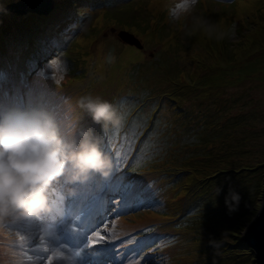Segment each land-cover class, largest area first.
Here are the masks:
<instances>
[{"label": "rangeland", "instance_id": "374dc122", "mask_svg": "<svg viewBox=\"0 0 264 264\" xmlns=\"http://www.w3.org/2000/svg\"><path fill=\"white\" fill-rule=\"evenodd\" d=\"M17 1L0 0V39L18 62L30 40L37 42L22 67L0 50V107L2 82L9 99L12 74L18 73L24 90L17 102L25 99L47 108L53 97L59 119L67 116L72 127L91 128L104 149L111 144V129L103 133L76 105L81 96H99L114 103L123 117L113 132L128 142L129 156L146 137L140 161L148 162L156 153L164 156L148 168L161 194L160 209L120 212L119 203L112 204L118 211L111 220L117 233L105 239L120 242V248L94 260L123 264L134 250L131 237L152 231L148 237L156 242L139 257L150 253L132 264H256L244 233L264 202V70L236 79L228 64L238 68L264 60V2L250 13L240 11V4L250 0H197L190 12L183 10V0H54L48 15L3 12ZM38 4L31 2L25 10ZM194 18L217 25L224 37L195 38ZM113 29L134 34L145 49L122 43ZM131 51L139 56L125 59ZM51 53L58 58L53 64L57 76L64 77L59 87L51 79L50 63L37 71L38 82H28L38 57ZM139 111L150 116L149 123L132 119ZM168 135L172 140L167 141ZM119 149L126 148L120 144ZM109 155L114 161L116 148ZM118 158L123 161L121 153ZM77 187L79 208L92 211L102 197L87 198L85 188ZM230 190L240 196L231 213L225 202ZM54 200L56 207L58 198ZM60 208L59 222L64 228L74 226L66 214L76 206ZM7 223L0 228V255L9 259L4 244L14 233L5 228ZM64 228L55 231L56 240L66 239ZM13 237L17 244L18 231ZM127 240L131 249L123 245Z\"/></svg>", "mask_w": 264, "mask_h": 264}, {"label": "clouds", "instance_id": "9594fccd", "mask_svg": "<svg viewBox=\"0 0 264 264\" xmlns=\"http://www.w3.org/2000/svg\"><path fill=\"white\" fill-rule=\"evenodd\" d=\"M196 2L197 0H183V10L190 12ZM197 30L209 38L215 36L216 39H222L224 37V32L220 31L217 25L202 18L193 20V31ZM37 61L38 65L28 72L26 80L38 82L37 71L50 63L51 79L55 86L59 87L64 77L63 75L57 76L56 69L53 67V64L58 62V58L55 59L51 53L39 56ZM67 70L65 63V74ZM5 82L4 80L1 84L4 89L1 104L4 105L0 107V228L9 221H16L10 229L14 233L11 236L13 237L17 231L20 235L17 244L9 248L10 258L7 259V264H15L14 262L17 260L22 264H73L78 260L91 261V264L100 262L101 260L94 259L113 249L120 248V242L105 239L106 237L113 239L117 233V227L111 220L118 211L112 204H116L114 201L117 200L119 205L125 203V208L120 212L134 211L144 206H150L151 204L146 203L150 199L138 202L133 207L127 203V199L131 195L130 191L142 196L147 193V189L143 184L135 182L134 178L112 174L115 169L113 160L102 149L101 139L94 135L91 128L85 129L79 124L72 127L71 124H68L71 129L65 128L66 125L65 129H62L58 122L60 114L54 110V99L51 96L48 98L51 106L47 108L28 101L21 103L25 99L17 102L16 96L24 88L20 85V78L12 77L10 98L7 99ZM39 83L43 85L42 83L45 84V81H39ZM1 95L2 89L0 88ZM10 103L13 104L9 105ZM5 104L6 108L3 107ZM76 105L91 118L94 124L101 126L103 133L111 129L109 135L111 144L108 148H119V145L122 144L127 150L128 142L113 132V130H119L123 122V117L114 103L88 94L81 96L76 101ZM23 106L35 107L21 109L20 107ZM131 117L133 116L131 115ZM66 118L67 116H64L62 120ZM142 140H139V146ZM135 178L137 179V176ZM102 179L107 180L102 183ZM112 179L117 180L119 185L124 188L121 194L110 191L112 186L109 181ZM77 185L85 188L89 194L86 195L87 198L102 197V200L95 202L92 211L84 210V207L79 208L74 198L79 190ZM54 196L58 198L56 207H54ZM139 199L140 196L135 200ZM239 200V194L230 190L225 201L230 213L236 210L233 204H238ZM143 202V206L137 207ZM70 203L76 208L68 211L66 217L75 224L72 227L64 228L59 222L61 218L59 214H64L60 207L70 205ZM111 209L117 212L113 211L114 213L109 214ZM142 210L144 209L140 211ZM103 211H106L104 219L93 220L96 213ZM59 228H64L66 233V239L61 241L55 239V231ZM151 232L131 237L134 242L133 251L136 250V245L141 237L156 240V238L148 237ZM129 242V240L125 241L124 247ZM73 245L85 248V252L76 253L71 260L66 257L61 259L59 256H54V251L58 248H62L60 251L68 254ZM19 251L21 252L20 256H17ZM132 252L123 264H132ZM127 260L129 261L126 262Z\"/></svg>", "mask_w": 264, "mask_h": 264}, {"label": "trees", "instance_id": "16d2710c", "mask_svg": "<svg viewBox=\"0 0 264 264\" xmlns=\"http://www.w3.org/2000/svg\"><path fill=\"white\" fill-rule=\"evenodd\" d=\"M19 1H17V2H19ZM17 2H15V3H17ZM7 6L8 5H6L5 7H7ZM30 41H32V42H29L27 44V46H25V49L27 51L31 50L30 49L31 45H32V49L35 47L36 42H37V38H34V39L30 40ZM131 112H129V114H131ZM145 114L146 113L143 114L142 111L136 112V113L132 114V116H133L132 119L134 120L135 117H138V120L146 121L147 123H149L150 116L147 117ZM131 125H132V122H131V119H130V121L128 123V126L131 127ZM65 128L71 129V126L70 125H66ZM142 137H144V136H142ZM170 139L172 140V138L168 135L167 141L170 140ZM147 141H149L148 137H146V139H143L141 141V144H140L139 148L142 147V145H146ZM139 148L138 149L136 148V150L133 151L130 156H129L128 150L116 148L118 153H117L116 159L113 161V163L115 165V169L113 170L112 174L116 175V176H121V177L122 176H128L129 178H134L135 182H137L138 184H143L145 186V188L147 189V193L142 195V196L139 195V194L131 193V191H130L129 194H131V195L127 199L128 200L127 203H128L129 206L131 204V206L133 207V206H136L138 202H142V201H145L146 199H150V200L146 201V203L151 204L149 209H151V210L160 209L159 208V203H160V200H161V194L158 195V189L152 184V182L154 180H152V177L149 176V169L148 168H154L152 166H153V164H155V160H157V159L158 160H162L164 158V156L160 157V156H158V153H156V154H154L152 156V159L150 161H148V162H146L145 160L140 161L141 154L139 152ZM119 153H121V159L123 160L122 162L118 158ZM134 174L137 175V179L135 177H133ZM106 180L107 179H102V183L104 181H106ZM109 182H110V184L112 186L110 191L113 192V193L121 194L122 190L124 189L122 187V185H119L118 181L114 180V179H112ZM139 196H140V199L139 200H135ZM143 205H144V202L141 203L137 207H141ZM145 211L146 210L144 209L141 212L143 213ZM155 242H156V240H148L145 237H141L140 241L136 245V250L132 252L133 260L140 256L141 251L143 250V248H145L146 246H150V245L154 244ZM233 246H234V244H233ZM148 253H150L149 250L147 252H144L141 255V257H139V258L140 259H145L146 256L148 255Z\"/></svg>", "mask_w": 264, "mask_h": 264}, {"label": "water", "instance_id": "95a60500", "mask_svg": "<svg viewBox=\"0 0 264 264\" xmlns=\"http://www.w3.org/2000/svg\"><path fill=\"white\" fill-rule=\"evenodd\" d=\"M40 1L39 7L37 9L25 10L27 5H30L31 2ZM54 9V0H20L17 3L8 5L5 7L3 12H11L17 14H24L28 11L39 12L40 15H48ZM113 33H116L118 38L130 45H135L139 49H143L144 45L141 40L138 39L134 34L128 31H116L112 30ZM245 241L252 248L255 255L256 264H264V202L261 210L258 215L250 224L247 226L244 233Z\"/></svg>", "mask_w": 264, "mask_h": 264}, {"label": "bare ground", "instance_id": "6f19581e", "mask_svg": "<svg viewBox=\"0 0 264 264\" xmlns=\"http://www.w3.org/2000/svg\"><path fill=\"white\" fill-rule=\"evenodd\" d=\"M264 2V0H250V1H245L242 2L240 4V11L243 13H250L252 12L258 5L262 4ZM204 34H202V32L197 31L195 34V38H199L200 36H203ZM30 49H32V45L30 46ZM0 50L1 51H5L6 50V55L8 57L9 60H13L15 63L18 64L19 67L23 66V63L26 61L27 55L29 51H24L21 55V61L18 62L14 59H12L11 57L13 56V54H11L8 50V47L6 45H4V41L3 39H0ZM24 56V57H23ZM139 56V53H135L134 51H131L127 56H125L124 58L129 60L131 58H137ZM229 69L231 71V75L233 77L237 78H241V77H246L247 74L249 73H255V72H259L260 70H264V60H262L261 58L259 60H256L254 62H247L245 65L240 66L238 68H233L234 64H228ZM54 67V66H53ZM233 68V69H232ZM21 69V68H20ZM12 77L14 79L19 78L18 73L16 74H12ZM93 246V243H91ZM62 248H58L54 251V256H59V258L63 259L62 257H66L67 259L71 260L75 257L76 253L77 254H81L85 252V248H79L76 245H73V247L68 251V254L66 252H61Z\"/></svg>", "mask_w": 264, "mask_h": 264}, {"label": "snow or ice", "instance_id": "6c2138e0", "mask_svg": "<svg viewBox=\"0 0 264 264\" xmlns=\"http://www.w3.org/2000/svg\"><path fill=\"white\" fill-rule=\"evenodd\" d=\"M115 203H119V201L117 200V201H114Z\"/></svg>", "mask_w": 264, "mask_h": 264}]
</instances>
